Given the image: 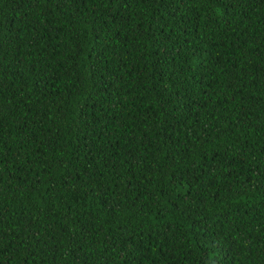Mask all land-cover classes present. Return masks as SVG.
<instances>
[{
    "label": "trees",
    "instance_id": "trees-1",
    "mask_svg": "<svg viewBox=\"0 0 264 264\" xmlns=\"http://www.w3.org/2000/svg\"><path fill=\"white\" fill-rule=\"evenodd\" d=\"M0 264H264V0H0Z\"/></svg>",
    "mask_w": 264,
    "mask_h": 264
}]
</instances>
